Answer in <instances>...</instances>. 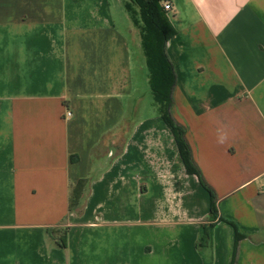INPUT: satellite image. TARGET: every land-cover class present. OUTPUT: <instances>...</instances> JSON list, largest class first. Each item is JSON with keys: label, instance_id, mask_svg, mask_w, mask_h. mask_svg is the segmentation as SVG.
<instances>
[{"label": "crops", "instance_id": "obj_1", "mask_svg": "<svg viewBox=\"0 0 264 264\" xmlns=\"http://www.w3.org/2000/svg\"><path fill=\"white\" fill-rule=\"evenodd\" d=\"M164 2L172 114L217 219L122 0H0V264H264V0Z\"/></svg>", "mask_w": 264, "mask_h": 264}, {"label": "trees", "instance_id": "obj_2", "mask_svg": "<svg viewBox=\"0 0 264 264\" xmlns=\"http://www.w3.org/2000/svg\"><path fill=\"white\" fill-rule=\"evenodd\" d=\"M125 9L131 16L133 26L139 31L146 66L149 71L150 90L154 95L160 115L172 130L178 144L181 157L189 174L198 177L203 187L210 193V219L218 217L217 196L206 184L200 169L193 160L191 147L186 139L185 128L178 123L172 114L173 92L177 84V75L173 62L169 56L167 44L177 31L172 24L164 7V0H122ZM85 181L77 187H83ZM77 191V190H76ZM72 193L70 210L77 208L78 198ZM74 195V197H73ZM213 223L209 227L203 226L200 230L199 245L206 246L212 241ZM49 235L56 240L60 247L66 246L65 237L56 229H49ZM237 231V239L241 238ZM236 264V260H234Z\"/></svg>", "mask_w": 264, "mask_h": 264}, {"label": "built area", "instance_id": "obj_3", "mask_svg": "<svg viewBox=\"0 0 264 264\" xmlns=\"http://www.w3.org/2000/svg\"><path fill=\"white\" fill-rule=\"evenodd\" d=\"M164 7L167 11H172V5L169 2L164 3ZM68 116H72V113H68Z\"/></svg>", "mask_w": 264, "mask_h": 264}, {"label": "clouds", "instance_id": "obj_4", "mask_svg": "<svg viewBox=\"0 0 264 264\" xmlns=\"http://www.w3.org/2000/svg\"><path fill=\"white\" fill-rule=\"evenodd\" d=\"M221 142H222V140H221Z\"/></svg>", "mask_w": 264, "mask_h": 264}]
</instances>
